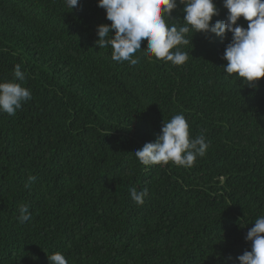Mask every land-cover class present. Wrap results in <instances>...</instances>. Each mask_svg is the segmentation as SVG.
<instances>
[{
  "label": "trees",
  "instance_id": "16d2710c",
  "mask_svg": "<svg viewBox=\"0 0 264 264\" xmlns=\"http://www.w3.org/2000/svg\"><path fill=\"white\" fill-rule=\"evenodd\" d=\"M214 2L213 22L227 13ZM110 23L97 0H0V81L19 64L32 93L0 112V264L55 252L68 264H238L264 215V77L253 89L223 72L227 31L195 33L180 66L143 48L136 65L113 61L95 43ZM177 114L190 138L204 135L205 155L190 168L142 165L133 151ZM132 187L148 189L142 205Z\"/></svg>",
  "mask_w": 264,
  "mask_h": 264
},
{
  "label": "clouds",
  "instance_id": "9594fccd",
  "mask_svg": "<svg viewBox=\"0 0 264 264\" xmlns=\"http://www.w3.org/2000/svg\"><path fill=\"white\" fill-rule=\"evenodd\" d=\"M64 4L72 10L79 6V0H64ZM222 5L227 10L225 18L213 22V17L219 16L214 0H97V6L105 10L106 19L111 23L96 26L95 43L99 48L110 47L111 59L116 62L138 64L140 57L135 54L143 48L149 58L180 66L189 59V52L182 49L191 44L195 33L206 37L214 34L223 40L227 31L231 38L221 57L226 61L221 68L241 85L256 89L264 77V0H222ZM178 7L183 13L182 19L172 16ZM240 18L247 21L246 27L238 23ZM144 41L147 44L142 47ZM25 80V72L17 64L13 79L0 81V112L15 115L31 99L30 89L23 86ZM208 146L203 134L190 138L186 118L177 114L163 120L154 141L133 152L144 166L172 162L190 168L197 157L205 155ZM35 179L29 176L25 187L30 189ZM129 195L134 203L142 205L148 189L138 191L132 187ZM18 211L19 223L31 221L27 204L19 205ZM261 234H264V215L255 219L244 236L250 242V250L236 257L238 264H264V235ZM47 259L48 264H68L60 252L47 255Z\"/></svg>",
  "mask_w": 264,
  "mask_h": 264
}]
</instances>
